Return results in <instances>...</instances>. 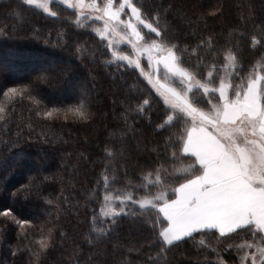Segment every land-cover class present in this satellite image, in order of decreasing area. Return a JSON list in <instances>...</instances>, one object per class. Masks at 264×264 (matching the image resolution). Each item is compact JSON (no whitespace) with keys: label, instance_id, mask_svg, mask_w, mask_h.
Here are the masks:
<instances>
[{"label":"trees","instance_id":"obj_1","mask_svg":"<svg viewBox=\"0 0 264 264\" xmlns=\"http://www.w3.org/2000/svg\"><path fill=\"white\" fill-rule=\"evenodd\" d=\"M136 2L148 14L168 10L169 36L188 46L185 56L193 61L192 49L209 37L220 51L231 47L245 70L264 53V46L251 44L252 35L261 36L257 25L264 24V0ZM50 8L56 16L23 0H0V106L8 113L7 120L0 121V213L11 210V215H0V264H36L27 246L37 247L40 225L55 230L39 264H218L209 244L225 264H241V250L228 247L243 243L235 235L220 238V243L208 238L204 244L197 235L161 253L153 242L151 225L142 222L146 217L122 216L114 229L110 218L102 222L105 177L112 185L110 194L119 190L131 191L135 199L143 196L145 190L132 185L142 181L146 165L159 163L156 150L162 151L168 135L155 131L156 101L160 107L163 101L136 69L112 59L106 42L91 25L77 24L73 10L59 2ZM209 8L218 11L208 15ZM23 52L39 53L47 72L39 73L38 67H6L10 54ZM199 55L212 59L204 46ZM118 63L123 66L117 67ZM60 72L66 73L63 79L57 75ZM38 74L47 78L41 81ZM29 86L34 89L31 97L4 95L9 87ZM81 87L89 93L90 120H64L63 116L45 120L36 115L39 109L33 98L41 109L67 108L77 102ZM149 92L155 97L149 109L151 125L147 117L138 120L133 110L136 100ZM16 219L29 220L34 227L20 229ZM25 231L27 238L22 235Z\"/></svg>","mask_w":264,"mask_h":264},{"label":"snow or ice","instance_id":"obj_2","mask_svg":"<svg viewBox=\"0 0 264 264\" xmlns=\"http://www.w3.org/2000/svg\"><path fill=\"white\" fill-rule=\"evenodd\" d=\"M51 3L53 0H23L27 6L56 16ZM59 3L74 10L78 25L81 17L102 21L103 27L95 31L102 40H108L110 49L117 42L131 45L134 55L113 51L114 61H124L144 75L140 58L145 57L148 68L153 70L146 76L147 84L163 101L162 107L156 101L159 115L155 131L168 135L162 151L156 150L159 163L155 167L145 166L147 171L141 182L132 185V181H128L136 190L144 189L143 196L135 199L131 191L123 194L119 190L110 194L108 189L112 185L105 177L101 213L106 219L102 222L110 218L114 229L122 216L146 217L142 222L151 225L153 242L161 253L186 240H195L197 235L201 237L200 244L208 238L220 243V238L235 235L243 243L228 247L242 251L241 264L249 259L250 264H264V53L245 70L231 47L220 51L209 37L192 49L196 53L193 61L185 56L188 46L182 47L169 36L171 22L167 9L165 14H148L136 0H59ZM216 11L209 8L207 14L215 15ZM251 16L250 12L249 18ZM257 27L261 36H251L253 48L264 46V24ZM202 46L209 50L211 60L199 55ZM42 64L43 57L39 53L23 52L10 54L6 67L13 70L38 67L39 73H46ZM122 66L117 64V67ZM57 75L63 79L66 73ZM46 78L37 76L41 81ZM32 91L30 86L9 87L4 95L31 97ZM76 100L67 108L41 109L33 98L39 109L36 115L45 120L57 116H63L64 120L70 117L81 122L90 120L88 90L81 87ZM153 101L155 97L149 92L147 97L136 100L133 109L137 119L147 117L149 125L153 122L149 114ZM7 117L6 109L0 106V121H6ZM125 122L127 124L126 115ZM127 127L133 130L131 124ZM126 208L131 211L126 212ZM0 215H11V210ZM16 224L20 229L26 225L34 227L25 219H16ZM54 230V226L40 225V234L34 241L37 247L27 246L36 264L51 247ZM108 232L105 230L106 234ZM22 235L27 238L28 233L25 231ZM208 247L216 252L218 264H225L219 259L215 246L209 244Z\"/></svg>","mask_w":264,"mask_h":264},{"label":"rangeland","instance_id":"obj_3","mask_svg":"<svg viewBox=\"0 0 264 264\" xmlns=\"http://www.w3.org/2000/svg\"><path fill=\"white\" fill-rule=\"evenodd\" d=\"M53 2H59V0H53ZM86 2H89V0H86ZM97 2H101V1L100 0H97ZM30 7H34V6H30ZM39 10H41V9H39ZM71 10H73V9H71ZM124 19H127V17H124ZM79 24H82V25H91V29L94 31V33L96 35H97V33H96L95 29L96 28H102L103 27V22L102 21L87 20L84 17H81ZM140 27L142 28V26H140ZM143 31L146 32L147 30L144 29ZM97 36L101 39V37L99 35H97ZM104 41L106 42V45L108 47V40H104ZM108 49H109V51L111 53V56H112L113 51H115L117 53L124 54V55H134L131 45L127 44L126 42H117V43H115L113 45V47L111 49L109 47H108ZM112 59H113V57H112ZM140 59H141V66L144 69V75H141V73H140V71L138 69H136V70L140 73V75L143 77V79L147 82L146 76H147V74L150 71H153V70L148 68V62H147V59L145 57L141 56ZM116 62H119V63H122V64L128 66L127 63L124 62V61H116ZM65 68L66 67L63 66V69H65ZM68 68L70 69L71 67L68 66ZM129 68L135 69L134 66L133 67H129ZM154 75H155V73H154ZM116 203H117V205L119 204L118 201ZM137 206L139 207L138 204H137ZM247 251H253V250L252 249H247ZM241 256H242V251L240 252V258H241ZM244 264H250V259L248 261H245Z\"/></svg>","mask_w":264,"mask_h":264}]
</instances>
